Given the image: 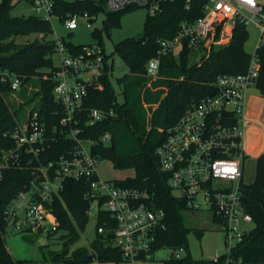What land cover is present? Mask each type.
Masks as SVG:
<instances>
[{"label": "built area", "instance_id": "2783aa9c", "mask_svg": "<svg viewBox=\"0 0 264 264\" xmlns=\"http://www.w3.org/2000/svg\"><path fill=\"white\" fill-rule=\"evenodd\" d=\"M35 15L51 21L56 14L54 0H31ZM102 3L104 12H116L130 7L146 6L151 15L162 10L164 2L173 0H79ZM3 0H0V3ZM191 0H187L190 8ZM101 11V12H102ZM204 14L194 21L181 22L176 35L161 41L162 47L147 64V75L155 79L162 57L170 50H181L185 44L197 47L203 42L225 44L238 23L255 26L259 37L245 72L220 74L215 93L202 97L188 107L178 121L164 131L166 136L157 150L160 170L168 175L169 185L177 196L193 210L209 209L221 220L225 231L226 251L217 252L214 260L226 255V264H247L233 255L234 248L244 240L253 227V217L246 211L241 187L244 184V164L248 156L245 137L255 118L249 114V89L256 85L262 62L259 49L264 46V0H206ZM99 12V13H101ZM98 14L88 11L69 14L63 23L75 30L80 20L91 26ZM221 27L219 38H215ZM59 64L54 73L55 98L61 103L60 125L49 131L38 110L30 112L26 122L12 133L15 143L3 150L0 158V180L4 170L23 162L25 156L39 158L56 138L71 139V144L55 159L43 164L38 182L19 191L8 203L5 216L9 228L19 233L44 237L50 242L60 222L53 211L55 196L68 179L89 182L86 197L90 199L87 213L96 209L97 223L101 210L109 218L97 226L104 239L117 246L124 260H145L152 257L157 234L166 229V211L154 203L147 190L118 184L104 179L97 170L101 159L97 148L110 145L111 131L92 136L89 128L116 115L113 108L86 107L84 101L91 87L103 89L101 76L106 63V50L99 41L69 47L56 37ZM22 86L17 75L11 76L14 91ZM264 126V120L260 122ZM262 154L264 149L261 150ZM112 232L111 238H107ZM184 248L176 250L181 257Z\"/></svg>", "mask_w": 264, "mask_h": 264}, {"label": "trees", "instance_id": "16d2710c", "mask_svg": "<svg viewBox=\"0 0 264 264\" xmlns=\"http://www.w3.org/2000/svg\"><path fill=\"white\" fill-rule=\"evenodd\" d=\"M205 2L191 0V6L187 8V0H173L164 2L162 10L155 15L149 13L142 36L125 38L114 46L115 53L129 67V72L118 79L124 95L123 103L117 101V91L111 80L113 64H110L108 54L101 76L104 88L91 87L84 101L86 107L113 108L116 112L114 117L98 122L88 130L94 137L111 131V144L97 148L100 158L111 159L115 168L135 170L133 177L118 180V184L147 190L154 203L166 211L167 227L157 234L152 249L154 254L162 246L173 247V255L165 260V264H226V255L214 260L195 259L189 254L188 235L192 228L185 218L189 208L185 200L170 187L168 175L160 170L157 150L165 139V129L175 124L188 107L202 97L215 93L214 82L220 74L247 70L251 59V53L245 47L250 36L249 27L238 23L230 41L225 44L211 43L205 46L201 42L195 48L185 44L179 54L170 50L162 57L160 77L153 82V87L148 86L151 78L146 69L149 60L161 49V41L174 37L183 20L194 21L202 16ZM15 4L16 0H3L0 3V158L3 150L14 146L12 133L26 122L30 114L22 121L18 110L8 100L13 91V74L21 78L22 86L30 84L37 88L32 99L38 97L39 101L30 112L38 110L49 131L53 126L60 125L63 115L62 105L54 95L57 65L53 59L56 42L50 37L54 34L52 23L35 14L13 15ZM54 4L55 12L62 20L72 13L88 11L98 14L103 10L102 3L92 1L54 0ZM131 8L105 12L106 27L111 22L118 24L121 14ZM220 30L221 27H218L216 39L220 36ZM23 38L26 40L20 41ZM99 42L103 45L102 41ZM67 45L79 48L82 44L67 42ZM259 54L262 68L256 87L264 97V46L259 49ZM145 103L149 106L146 107ZM157 103L154 109L153 105ZM70 144L71 139L58 136L40 153L39 158L31 154L25 156L20 165L5 168L0 180V264H27L25 259L16 258L7 246L5 234L10 228L5 209L8 203L32 181L38 182L41 166L55 159ZM88 187L89 182L85 179H68L55 196L52 208L60 222L57 232L63 231L61 237L64 242L61 249L49 250V258L62 264H91L94 258L102 262L122 261L121 250L98 232L89 247L72 248L90 219L87 213L90 206V199L86 197ZM241 192L245 209L253 217V228L234 248L233 255L247 264H264V153L257 157L255 180L244 183ZM99 215L101 218L97 226L109 218V212L101 210ZM213 220L221 223L215 215ZM194 230L198 235L203 233L202 229ZM112 235V232H108L107 238ZM26 237L30 241L37 238ZM180 248H184L186 253L177 258L175 252ZM90 254L93 257H89Z\"/></svg>", "mask_w": 264, "mask_h": 264}, {"label": "rangeland", "instance_id": "374dc122", "mask_svg": "<svg viewBox=\"0 0 264 264\" xmlns=\"http://www.w3.org/2000/svg\"><path fill=\"white\" fill-rule=\"evenodd\" d=\"M12 14L15 16H28L34 14L32 1L16 0V4L12 8ZM148 14L149 10L146 6L132 7L121 14L118 24L111 22V24L106 27L105 21L107 19V14L102 11L92 22L91 26H88L86 22L80 20V25L75 30L67 29L60 16L55 14L51 18L54 34L50 37L53 39L60 37L66 42L80 45L102 41L106 53L110 57L109 62L113 64L111 80L117 91V101L123 103L124 95L118 79L129 72V67L122 57L115 53L114 46L125 38H138L142 36L145 31V20ZM94 30H96L95 33ZM249 32L250 36L245 47L250 53H253L259 37V31L255 26H250ZM25 40L26 38L20 39V41ZM179 52L180 50L177 49L176 53L179 54ZM53 59L56 65L59 64L60 60L58 54L55 53ZM159 77L160 75L155 79H150L148 86L153 87V82ZM36 89L35 86L26 84L16 91H11L8 96V100L13 108L18 110L22 121L26 120V116L30 113L32 107L39 101L38 97L32 99V94ZM145 106L148 107L149 104L145 103ZM157 106L158 103L154 104L153 108L155 109ZM248 111L250 116L255 118L256 121L252 122L245 137V148L248 156L244 164V183H251L255 180L257 157L262 154L261 150L264 149V126L260 123L264 120V97L259 93L256 85L251 86L249 89ZM151 115L150 113V116ZM97 170L99 175L104 179L123 180L135 175V170L133 168H115L113 161L108 158H101L99 160ZM95 213L96 209L90 213V219L85 230L81 232L79 240L72 248L79 246L89 247L97 238V219ZM185 218L187 225L192 228L188 235V252L192 257L195 259L214 258L217 252L224 253L226 251L225 231L220 226L219 222L213 220V213L209 209H188L185 212ZM251 227H253V224H251ZM194 228L202 229L203 233L198 235ZM61 232L63 231L53 234L50 242H47L44 237L37 236V238H35L36 235L19 233L9 229L5 234V239L8 249L16 257L43 259L44 255L49 257L50 249L59 250L63 247L64 239L61 237ZM26 236L34 237L35 240L30 241ZM173 252L174 249L172 246L165 245L155 250L153 258L136 261L123 259L119 262H102L94 258L91 264H165V260L171 258ZM180 253L185 254L186 252L180 251Z\"/></svg>", "mask_w": 264, "mask_h": 264}, {"label": "crops", "instance_id": "0c3cea01", "mask_svg": "<svg viewBox=\"0 0 264 264\" xmlns=\"http://www.w3.org/2000/svg\"><path fill=\"white\" fill-rule=\"evenodd\" d=\"M16 258H18V257H16ZM19 259H25L27 264H62L61 262L52 260L51 258H49V257H47L45 255H44L43 259L42 258L41 259L19 258Z\"/></svg>", "mask_w": 264, "mask_h": 264}, {"label": "water", "instance_id": "95a60500", "mask_svg": "<svg viewBox=\"0 0 264 264\" xmlns=\"http://www.w3.org/2000/svg\"><path fill=\"white\" fill-rule=\"evenodd\" d=\"M89 257H93V255H92V254H90V255H89Z\"/></svg>", "mask_w": 264, "mask_h": 264}]
</instances>
